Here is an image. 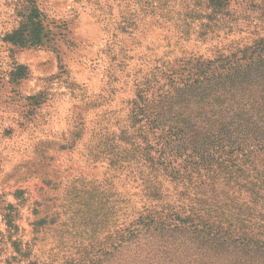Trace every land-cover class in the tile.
Instances as JSON below:
<instances>
[{
    "label": "rangeland",
    "instance_id": "rangeland-1",
    "mask_svg": "<svg viewBox=\"0 0 264 264\" xmlns=\"http://www.w3.org/2000/svg\"><path fill=\"white\" fill-rule=\"evenodd\" d=\"M222 1L37 0L51 33L21 46L4 37L27 0H0V201L18 208L12 235L23 250L0 214V264H63L93 222L104 219L96 246L123 228L128 170L149 130L133 109L139 90H168L190 75L197 83L182 104L202 100L191 94L201 85L219 110L216 78L264 39V0Z\"/></svg>",
    "mask_w": 264,
    "mask_h": 264
},
{
    "label": "trees",
    "instance_id": "trees-1",
    "mask_svg": "<svg viewBox=\"0 0 264 264\" xmlns=\"http://www.w3.org/2000/svg\"><path fill=\"white\" fill-rule=\"evenodd\" d=\"M50 33L37 0H27L22 20L4 40L40 46ZM17 69L18 76L28 73L24 65ZM191 78L168 90H139L133 109L149 130L128 170L125 225L97 248L94 236L104 219L93 222L91 238L63 264H264V39L216 78L215 84L222 81L219 110L205 104L203 98L215 94L200 96L201 85L191 94L202 100L182 104L197 83ZM0 207L22 256L21 241L12 235L18 208L6 201Z\"/></svg>",
    "mask_w": 264,
    "mask_h": 264
}]
</instances>
